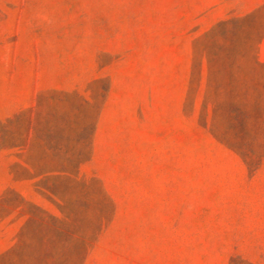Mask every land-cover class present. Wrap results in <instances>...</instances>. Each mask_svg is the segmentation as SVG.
Segmentation results:
<instances>
[{
	"label": "rangeland",
	"instance_id": "rangeland-1",
	"mask_svg": "<svg viewBox=\"0 0 264 264\" xmlns=\"http://www.w3.org/2000/svg\"><path fill=\"white\" fill-rule=\"evenodd\" d=\"M0 264H264V0H0Z\"/></svg>",
	"mask_w": 264,
	"mask_h": 264
}]
</instances>
